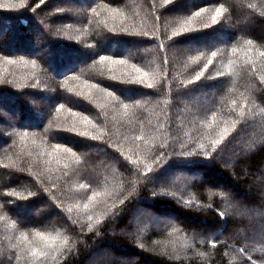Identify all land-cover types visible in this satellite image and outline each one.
Segmentation results:
<instances>
[{
    "label": "trees",
    "instance_id": "obj_1",
    "mask_svg": "<svg viewBox=\"0 0 264 264\" xmlns=\"http://www.w3.org/2000/svg\"><path fill=\"white\" fill-rule=\"evenodd\" d=\"M0 104V264H264V0H0Z\"/></svg>",
    "mask_w": 264,
    "mask_h": 264
},
{
    "label": "rangeland",
    "instance_id": "obj_2",
    "mask_svg": "<svg viewBox=\"0 0 264 264\" xmlns=\"http://www.w3.org/2000/svg\"><path fill=\"white\" fill-rule=\"evenodd\" d=\"M259 32H261V31H259ZM0 112H5L3 109V105H1V104H0ZM6 116H7L9 122L13 119V116H11L10 114H6ZM250 148H252L250 145L246 146V149H250ZM235 155L236 154H233V155L227 156V157L225 156V160L228 163H231V161L233 159L236 160L237 155H236V157H235ZM180 175H185V174H180ZM162 176L163 177L166 176V177L170 178V177L174 176V172L169 171V172L164 173ZM188 176L189 177L193 176L195 179L199 178L198 175H196V174L192 175L191 173H189ZM247 179H248L247 181L250 182V184H257V185H260L261 189L263 188V185H261V184H263L262 176H259L257 174H255L254 176H251L249 174V176H247ZM218 185H220V183ZM263 189H262V191L264 192ZM237 208H239V206L235 207L234 210H237ZM249 210L251 212H248L245 209H241L238 212L236 211L234 214L237 217L244 216L242 218H244L246 221H249V220L256 221V223H259V224L257 225V227L255 229L260 231L261 227L264 226V211L259 210V209H257V210L249 209ZM147 211H148V209L143 207L142 205L138 206L137 212H135V214H132V216L130 217V223L133 225V224H138V223L140 224V223L144 222L142 225V228L144 229L146 227V229H147L148 228L147 225H149V224H150V226L154 227L155 225H157L159 223H162L166 220L167 221L169 220L168 217L163 218V217H160L159 215H156V213H154L152 211H150V213H147ZM145 213H147V214H145ZM29 214L31 217H36L38 213H36L34 210H31ZM259 217H260V219H259ZM30 218H28V219H30ZM261 224H262V226H261ZM140 229L141 228H138V232H140ZM246 230H247V228L246 229H237V230L233 231V233H231V232L230 233L234 237H238L239 235L245 236V233H246V235L248 234ZM251 234H253V233H250L248 236H250ZM252 236H255V235L253 234ZM135 260H136L135 258H130V257L124 256V255H119V253H116L113 248H111L109 246H105V247L100 248L99 250H96L93 253L92 258L86 264H110L111 261H117V262L119 261L121 263H127L130 261L133 262Z\"/></svg>",
    "mask_w": 264,
    "mask_h": 264
},
{
    "label": "snow or ice",
    "instance_id": "obj_3",
    "mask_svg": "<svg viewBox=\"0 0 264 264\" xmlns=\"http://www.w3.org/2000/svg\"><path fill=\"white\" fill-rule=\"evenodd\" d=\"M6 7H8V6L6 5ZM12 7H15V5H13ZM219 14H220V9H217V15H219ZM195 15L199 16L200 13L197 12ZM212 20H213V22H215L216 21V16H213ZM233 51H235V50H233ZM212 55L215 56L216 54L212 53ZM105 59H107V57H101V62H103ZM8 62L12 63V61H8ZM120 63H123V61H120ZM136 71H139V69H136ZM149 87H151V85H149ZM125 107H127V105H125ZM225 131H226V129H225ZM216 143H219V141H217ZM89 219H91V217ZM37 235L41 236L42 239H45V240L47 239V237H44L41 233H37ZM25 239H27V237H25ZM41 255H43V253H41Z\"/></svg>",
    "mask_w": 264,
    "mask_h": 264
}]
</instances>
